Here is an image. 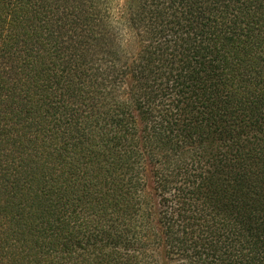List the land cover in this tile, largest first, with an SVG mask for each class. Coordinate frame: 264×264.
<instances>
[{"label":"trees","instance_id":"trees-1","mask_svg":"<svg viewBox=\"0 0 264 264\" xmlns=\"http://www.w3.org/2000/svg\"><path fill=\"white\" fill-rule=\"evenodd\" d=\"M0 264H264V0H0Z\"/></svg>","mask_w":264,"mask_h":264}]
</instances>
